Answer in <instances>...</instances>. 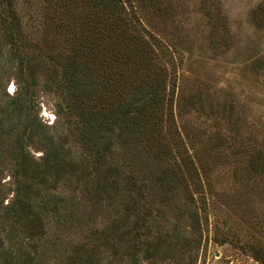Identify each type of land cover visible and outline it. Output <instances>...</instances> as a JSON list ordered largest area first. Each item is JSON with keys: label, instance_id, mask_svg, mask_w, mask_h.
I'll list each match as a JSON object with an SVG mask.
<instances>
[{"label": "rangeland", "instance_id": "obj_1", "mask_svg": "<svg viewBox=\"0 0 264 264\" xmlns=\"http://www.w3.org/2000/svg\"><path fill=\"white\" fill-rule=\"evenodd\" d=\"M122 1L126 20L148 39L156 54L155 64L168 70L167 130L174 136L179 133L178 146L191 150L197 162L196 172L188 180L197 188L195 202L181 189L175 204H169L166 193L149 181L148 200L139 214L147 210L153 218L151 224V217L145 221L140 232L149 229L154 237L159 225L173 238L175 234L196 239V247L186 257L190 264H264L250 253L256 248L264 251V167H250L256 152H264V0ZM6 18L16 19L21 34L39 45L41 52L53 54L68 52L74 47L71 41L83 30L103 23L85 0H0V34ZM75 22L86 25L75 30ZM1 40L0 112L10 108L12 98L24 91L32 113L46 126V134L59 139L66 134L71 149L65 157L79 161L75 158L80 156L79 147L67 137L65 113L56 114L62 94L53 87L49 69L36 58L32 76L25 73L26 66L20 72L18 57L9 54L10 45ZM37 49L29 51L33 54ZM18 119L15 113L10 121L16 124ZM14 126L9 137L0 138V238H4L3 246L14 252L12 264H25L30 261L27 252L32 257L41 252L43 238L39 232L30 240L28 234L43 227L52 235L56 223L39 209L34 201L40 197L34 193L17 223L19 235L4 237L14 224L7 210L15 190L8 145L21 132L20 124ZM44 135L36 131L24 138L31 168L36 167L33 160L38 162L45 148ZM118 154V145H114V160ZM85 206H89L86 201ZM185 208L197 210L198 220ZM79 213L83 215L82 210ZM92 220L96 227L108 222L103 215ZM83 234L73 232L72 241L83 242ZM123 238L129 240L128 235ZM165 241L173 244L167 238ZM106 250H97L96 256L104 260ZM119 257L121 264L130 260L122 251ZM6 259L0 247V264Z\"/></svg>", "mask_w": 264, "mask_h": 264}, {"label": "trees", "instance_id": "obj_2", "mask_svg": "<svg viewBox=\"0 0 264 264\" xmlns=\"http://www.w3.org/2000/svg\"><path fill=\"white\" fill-rule=\"evenodd\" d=\"M85 1L103 23L83 30L71 41L74 47L68 52H41L39 45L21 34L16 19L6 18L8 23L4 21L1 26L0 49L2 38L10 45L9 54L18 57L20 72L26 66L25 73L32 76L36 58L49 69L53 87L62 94L56 114L65 113L70 132L67 137L79 147L80 155L75 157L79 161L65 157L71 149L66 145V134L61 139L46 134V126L32 113L24 91L12 98L10 108L0 112V138L9 137L16 124L21 128L8 145L15 190L7 210L14 224L5 230L8 234L4 237L19 235L17 223L23 207L36 193L40 198L34 202L54 220L55 231L50 235L42 227L28 234L30 240L39 232L43 238L41 252L35 257L27 252L31 262L25 264H121V251L130 257L126 264H190L186 257L196 247V239L179 234L173 238L159 225L154 237L149 229L140 232L145 221L151 217V224L153 218L147 210L139 214L148 200L149 181L166 193L169 204H175L181 189L187 190L191 203L195 202L197 188L188 180L194 176L197 162L191 150L178 146L179 133L174 136L166 127L168 70L155 64L156 54L148 39L126 20L122 0ZM83 25L75 22L72 28L83 29ZM32 47L38 48L37 53H30ZM15 113L19 118L16 124L10 121ZM36 131L45 134V148L39 161L33 160L36 167L31 168L24 138ZM114 145L119 148L118 160L112 157ZM256 153L250 166L253 170L264 167L260 162L264 152ZM187 209L197 221V210ZM98 215L108 220L101 227L92 223ZM28 224L31 227L30 221ZM77 230L84 232L81 243L71 239ZM124 235L129 236L128 241ZM165 238L173 244H166ZM3 239L0 247L7 256L5 264H12L14 252L3 246ZM103 248L108 252L104 260L96 256ZM250 253L264 263L262 249Z\"/></svg>", "mask_w": 264, "mask_h": 264}]
</instances>
